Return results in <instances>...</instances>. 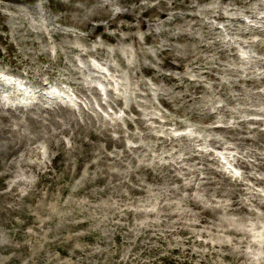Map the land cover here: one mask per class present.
<instances>
[{
  "label": "rangeland",
  "instance_id": "rangeland-1",
  "mask_svg": "<svg viewBox=\"0 0 264 264\" xmlns=\"http://www.w3.org/2000/svg\"><path fill=\"white\" fill-rule=\"evenodd\" d=\"M139 1L143 6L163 1L165 4L161 10L165 16L172 18L176 15L179 19L171 25L153 26L151 30L136 28L134 33L139 44L135 45L131 41L105 40L100 32L113 29L105 25V19L92 18L99 16L110 3L112 17L116 11H124L118 16L119 22L135 23L132 14L143 10L138 9L135 2L123 6L114 0H0V81L3 83L0 84V264H264V218L255 220L254 216H248L249 223L257 222L259 225L252 229L255 247L245 245L241 248L238 243H232L227 248L213 247L205 242L186 243L183 234L177 232L180 228H187L192 234L200 230L207 231L209 228H205V224L200 223L195 214L200 209L209 211L208 217L213 225L221 217L234 220L237 216L215 207L219 206L218 200L227 199L222 194L230 190V185L214 173V169H220L221 166L209 162L211 155L206 152L219 156L222 161L226 160V155H237L250 163L259 161L253 155L257 152L264 156V124L248 122L247 125H257L262 130L260 133L247 132L249 135L255 133L254 139L247 141L250 144L235 148L233 142L224 139L223 131H209L207 127L213 122L219 125L231 124L235 114L264 119V99L248 93L264 89V83L251 88V85L238 80L259 76V73L264 72V66L248 59L245 62L237 61L228 50L220 53V43L201 48L202 42L196 41L200 36L202 38L199 31L201 28L195 19L202 18L204 22L221 27L220 22L203 12L214 0H188L192 7L185 11L179 6L173 8L172 2L182 3L186 0ZM231 1L215 0L214 5L226 14L239 13L249 21L246 13L238 8L232 9L237 5ZM247 4L253 9L257 7L255 1ZM186 12L194 16L183 18L182 14ZM143 19L147 20V16H143ZM86 21L91 22L89 30L82 27ZM237 22L234 25L230 22L232 29L223 31L225 40L221 41L222 49H228L231 43L236 45L240 54L246 55L249 52L255 57L264 58V53L259 54L253 47H241L238 42L248 38L239 32L248 26ZM88 31L91 36L87 35ZM150 31H153L151 39L145 40L144 33ZM120 34L123 37L127 35ZM250 37H262L260 44L264 46V35L252 34ZM75 46L82 54L72 50ZM114 47L121 51L125 66L118 59ZM162 49L167 50L174 63H185L174 56L187 53L200 55L201 63L211 67L214 76H204L188 69L185 75L194 82L190 84L181 81V88L163 80H151L146 71L139 69L141 65L153 68L156 73L173 72L180 76L179 69L162 66L165 56ZM86 50L98 51L96 54L83 55ZM107 64L113 66L116 76L111 75ZM135 72L147 82L151 93V98H136L145 103L144 106H138L141 109L139 116L151 127L155 125L152 129L145 128L146 125L141 129L136 122L131 128L128 127L122 120L123 115L131 118L136 114L132 111L124 112L120 106L115 105L114 98L117 95H122L124 106L134 100L130 87L135 86ZM9 80L28 85L27 99L20 101L16 98L17 93L9 85L12 83ZM70 82L75 85L71 87ZM197 85H200L199 90L193 93L192 98L181 95L194 91ZM235 85L239 88L236 89ZM91 86L96 88L91 90ZM108 89L114 93L110 94ZM63 90L69 92L72 100L52 96L53 92L62 93ZM162 95L172 102V109L161 102L159 97ZM238 98H244L246 103ZM107 101L115 109L105 105ZM244 104L251 109L259 108L262 112L241 111ZM217 105H223V111H217ZM49 109L54 113L50 114ZM207 110L214 112L213 119L201 118ZM162 112L179 120L177 125H182L172 123L161 127L159 122L165 119L161 116ZM148 114L158 121L152 122ZM117 120L127 146L136 143L129 138L133 131L139 135L137 141H142L148 147V151H130L136 161L131 163L129 157L123 160V166L111 165L110 161L103 158L104 126L113 125ZM91 131L98 138H91ZM164 131L166 134L162 135ZM142 132L148 133L146 137L140 136ZM108 133L113 137L118 136L113 128ZM171 135L175 137L174 143H169L168 147L161 144L160 140L163 139L170 142ZM182 135L185 136L182 138ZM212 138L218 139L222 147L212 145ZM48 139L59 144L58 149L62 153V159H57L59 167L52 169L68 187V191L59 195V199L55 198L53 192L45 193L46 182L36 184L38 176L33 168L34 164L41 166L40 159L49 162L55 154V150L49 148ZM182 144L184 146L180 150ZM33 146L38 148L41 158L28 153L29 147ZM201 148L204 149L203 154L196 159H188V156L199 152ZM120 150L114 146L107 152L112 155L113 151ZM175 150H178L176 155L165 157ZM182 157L187 159L181 161ZM198 160L199 163H196ZM90 163H93L92 167H89ZM233 164L227 162L235 175H246L241 165ZM76 165L80 166L79 172L74 170ZM102 168H114L118 172L116 176L109 175L106 181L112 185L111 194L98 193L107 187L105 182L96 181L104 176ZM146 170L153 174L151 180L141 176ZM185 171L189 173L188 179L184 176ZM250 171L264 177L262 169L254 166ZM131 173L139 177V183L134 182ZM174 174L181 176L183 182L194 185L190 192L197 193L205 206L212 209L190 210L188 192L183 187H177L178 183L172 179ZM199 176H207L213 182L210 186L214 195L210 194L209 199L202 191L198 192V183L194 179ZM128 178V183L133 186L141 185L145 189L144 194L135 193L134 197L125 199L120 194L114 196L113 192L128 193L127 186L123 184V179ZM241 182L242 187L251 186L253 191L258 190L264 196L263 185L256 184L247 176ZM80 186H85L89 194H95L96 201L87 200L84 191L77 192ZM10 188H14L11 193L8 191ZM241 194L239 197L248 202L249 207L264 215V208L252 201L257 198L254 192ZM146 201L151 202L147 204ZM124 206L131 208L132 213L128 219L121 220L115 217L114 211ZM119 213L125 214L124 211ZM79 220H86V223L73 226ZM120 222L125 225L120 226ZM196 237L204 241L215 240L213 235L210 237L206 232L204 236ZM222 253L230 254L237 261L224 259Z\"/></svg>",
  "mask_w": 264,
  "mask_h": 264
},
{
  "label": "bare ground",
  "instance_id": "bare-ground-1",
  "mask_svg": "<svg viewBox=\"0 0 264 264\" xmlns=\"http://www.w3.org/2000/svg\"><path fill=\"white\" fill-rule=\"evenodd\" d=\"M118 5H123V6H128L126 3H133L135 2V4L137 5V8H143V10H141L140 12L138 11V13L136 14H132L134 20L136 21L134 22H119L118 20V16L122 13H125L124 11H116V13L114 14V17L111 16V10L109 8V4L106 5V10L103 12H100L98 15L99 16H93L92 18L94 19H105V25L108 28L113 29L112 31H101L100 32V36L102 38H104L107 41L110 42H114L116 40H122V41H131L132 43H134L135 45L139 44V39L136 35V33H134V30L136 28L138 29H152L153 26H159L162 24H173L174 20L177 21L179 18L176 15H173L172 18H170L169 16H165L163 10H161V6L163 4H165V2L163 1H158L157 3L154 4H149L146 6H143L140 4L139 0H114ZM213 1V0H211ZM221 1V0H220ZM257 4L256 9H253L251 6H249V4H247L248 2H250V4L252 2H254ZM263 0H232L231 2L237 7H233V10H237L240 9V11H243L244 13H246L248 15V17L250 18L249 21H246L244 19V17H242V15H240L239 13H236L234 15L232 14H226L225 12H223L221 9H216L214 2L210 5L204 8L203 12H205L207 15H209V17L214 18L217 20V22L221 23V27L217 26L213 23H209V22H204L203 19L201 18H197L195 19L196 24L198 23V25L200 26L201 29H199V31L202 33V38L200 36L199 39H196V41L198 40L200 43L201 48H208L211 45L215 46V44L220 43V53H224L225 50H228L232 56L233 59L240 61V62H245V61H255V63H257L259 66H264V58L263 57H255L254 55L250 54L249 52L246 53V51H244V53H246V55L240 54L238 52V49L236 48V45L234 46L233 44L230 43V46L228 47V49L223 48L222 49V44L221 41L223 42V40H225L224 38V34L223 31L227 30V29H232L231 27V23L234 25L235 21H239V24L241 25H246L248 27H244V29L242 31H240L239 33L244 36L247 37L248 39L239 41L238 43L241 44V47L243 49H248V47H253L259 54L264 53V46L262 44H260V42L262 41V37L260 39H256V38H251L250 35H260L263 36L264 35V2H262ZM173 4V8H179L182 10H187L189 9L191 4L188 0H186L185 2L179 3L177 1L172 2ZM258 9V10H257ZM136 11V10H135ZM143 16H147V20L143 19ZM185 16L192 18L194 15L193 13H183L182 17L184 18ZM181 17V16H180ZM185 22V20H184ZM238 23V22H237ZM259 23V24H258ZM193 24V25H196ZM91 22L90 21H86L82 27L85 29H90L91 27ZM120 33H126V36H121ZM87 35L91 36V34L87 33ZM153 35V31L150 32H146L144 33V39L145 40H149L151 39ZM87 38H85V41L87 42ZM201 40V41H200ZM208 40H210L211 42H209ZM225 42V41H224ZM226 43V42H225ZM98 49H100L98 47ZM72 50L74 51H79L80 54H82V51L78 48V47H73ZM98 50L96 51H92V50H86L85 53H83V55H92V54H96ZM114 51L116 52L118 59H120V62L122 65H126V63H124L122 57H121V51L114 47ZM189 51H192L189 49ZM161 52L165 53L163 62H162V66H168L170 69L171 68H175V69H179L180 71V76L178 77L176 74H174L173 72L170 73H164V72H155V70L151 67H146V66H140L139 69H141L142 72L146 71L149 75L151 80L153 81H159V80H163L165 82L168 83H172V85L176 88H181L182 86V82H189L190 84H192L194 81L189 78L188 76L185 75L186 71H188V69L191 71H195L196 73H199L201 75H207V76H214V74L212 73V68L211 67H206L205 65L207 64H203L201 63V56L200 55H191L190 53H187L185 55H180V56H174L175 59L177 60H182L185 61V63L183 62H177L174 63L171 60V55L167 52L166 49H162ZM100 54V53H99ZM183 58H188V59H183ZM248 59V60H247ZM104 64V63H103ZM105 65V64H104ZM107 68L110 70L111 75H115L116 74L113 72L114 68L113 66H110V64H107ZM12 77V76H11ZM118 77V76H117ZM119 78V77H118ZM135 78V79H134ZM180 78V79H179ZM239 81L244 82L247 85H251L249 87L251 88H256L257 86L260 85V83H264V72L259 73V76H251V77H246V78H239ZM22 81V80H20ZM110 81V80H109ZM182 81V82H181ZM8 82H12L9 83V85L14 89V93H17V95H20L22 93H24L25 91H22L23 87H25L26 83H17L16 81H11L9 80ZM133 82L135 83V86L130 87V92L131 94L134 96V100H132L129 104H127L126 106H124L123 100H122V95H117L115 96L114 100H115V105L120 106L124 112H128V111H132L136 114L135 117H128L126 115H123L122 120L125 121L126 125L128 127H132L133 123L136 122L139 127H144L146 125L145 128H154L155 125L153 127H151V125L146 124L144 122V120L139 116L141 113V109L138 107L139 105L144 106L145 103L142 100L137 99L136 97H145V98H151V93L149 92L148 86H147V82L144 79H140L139 76H137V72H135L134 77H133ZM14 83V84H13ZM0 84H3L0 81ZM23 85V87H22ZM69 85L71 87H73L75 85L74 82H70ZM122 83H119V87L121 89ZM198 87L194 88L195 90L192 91L190 90L189 92L186 93H182L181 95L185 94L184 97H188V98H192V96L194 95L193 93H197L198 92V88L200 87V85H197ZM236 89H238L239 87H237V85L234 86ZM26 88V87H25ZM95 89V86H91V90ZM82 90V89H80ZM96 91V90H94ZM62 92H67L66 90H63ZM108 92L110 94H113L114 92L111 89H108ZM69 93V92H68ZM251 95H255L257 97H260L261 99H264V89H256L254 91H250L248 92ZM77 95V94H76ZM77 97H79L77 95ZM177 97V96H176ZM161 102L167 107L172 109L173 105L172 102L167 99V97H164L163 95L159 97ZM230 100H232L233 98H229ZM241 102L246 103L244 100V98H238ZM242 103V104H243ZM105 105H109L112 108L115 109V106H113V104H111V102L107 101L105 103ZM11 108V107H10ZM217 111H223V105H217L216 106ZM246 111L247 113H258V112H262V110L258 109H251L249 108L246 104H244L243 108L241 109V111ZM206 113H204V116H202L201 118H205V119H213L212 117H215L214 112H212L211 110H207L205 111ZM49 113L53 114L54 111H52L51 109H49ZM149 115V114H148ZM224 115L228 116L227 113L224 112ZM161 116H164L165 119L163 122H159L163 127V125H169L174 123L176 126H181V125H177L180 123L179 120H175L174 118L168 117L170 116L168 113L162 112ZM28 118H30L28 116ZM149 118L151 119L152 122L158 121L156 117H154L153 115H149ZM235 120L232 121L231 124H223V125H219V124H214L211 123L210 126L207 127V130L209 131H213V132H220L223 131L224 132V139L226 140H230L231 142H233L234 146L233 148L236 147H242L243 145L250 144L247 141L253 140L254 139V135H249L247 134V132H252V131H256V133H260V131L262 130L259 126L257 125H261L264 124V119H260V118H253V117H240L237 114H235V116L233 117ZM248 122H252V123H256L257 125L254 126H250L247 125ZM236 123H238L239 125H237ZM246 125V126H244ZM246 128V130H244V128ZM249 127H253L252 129ZM115 129L118 133L117 137H113L108 133L109 129ZM104 132H105V136L102 138L105 142V150L103 151V158L105 160L110 161L111 165H120L123 166V160L127 159L130 157V161L135 162V158L133 156H131V152L130 151H138V150H144V151H148V147L143 144L142 141H137L139 135L136 134L137 132H131L129 138L133 139V141H135V144H130V145H126L125 141H124V135L122 133V128L119 124V121L117 120V122H113V125L110 126H104ZM148 134V133H147ZM144 132H142V134L140 136H145L147 135ZM166 131H164V133L162 135H165ZM185 135H182L181 137L183 138ZM90 137L95 139L98 138V136L94 133V131L90 132ZM146 137V136H145ZM153 137V134H152ZM164 137V136H163ZM170 142H166L165 139L160 140L164 146L168 147V145H170L169 143H174L175 137L173 135L170 136ZM181 139V138H178ZM198 140H202V138H198ZM49 148L50 150H55V154L53 156L50 157L49 162L47 161H42L40 159V164L41 166H37V164L33 165L34 170L37 173L38 176V180L36 182V184L38 185L39 183H45V193H51L53 192L56 199H59L60 196L64 194L65 192L68 191V187H66L63 183H62V178L61 176L59 177L56 171H52L53 168L59 167L60 162L59 160L62 159V153L60 152V150L58 149V147L60 148L59 144L56 145L54 144V142H51L49 139ZM201 143H203L204 141H200ZM206 142V139H205ZM200 143V144H201ZM210 143L216 144L217 146L219 145V147H222V143L216 139V138H212L210 140ZM259 144V143H258ZM114 146L121 148L120 151H113L112 155L109 154L107 152V150H110L111 148H113ZM183 144L180 145V150L183 148ZM258 147H260V145H257ZM57 147V148H56ZM204 149H200L199 152L195 153V154H191L190 156H188V159H196L198 158V155L203 154ZM121 152V153H120ZM28 153H33L34 155H37L38 157L41 158V153L38 150V148L36 146L33 147H29L28 149ZM149 153V152H148ZM178 153V150H175L172 152H170L169 154H167L165 157L167 156H173L176 155ZM209 155H211V159H209V162L211 163H218L220 164L221 168L220 169H214V173L217 176H220L223 178V180L227 182L228 185H230V190L222 195L227 196V199H221L218 200L219 206L215 205V207L219 210V209H223L225 211V213L228 214H237V216L235 218H233L234 220H228L224 217H221L219 219V222L216 224H212V220L210 219V217H208V210L206 209H200V208H209V206H205L204 201L199 197V195L197 193H192L190 192L193 188L194 185L192 184H188L187 182H183L181 176L174 174L172 176V179H175V181L178 183V188L179 187H183L185 189V191L187 190L188 192V197L190 198L188 200V204H190L189 209H195V208H199L200 210L196 211L195 214L198 217V220L200 223H204L205 228H209L207 229V231L205 230H200L197 231L196 233L192 234L189 233L187 228H180L179 230H177V232L183 234V241L186 243H191V242H205L209 245H212L213 247H224L227 248L229 246L232 245V243H238L240 245V247L242 248V246L245 245H249L251 247H255V240L252 239L253 236V232L252 229L258 228V224L257 222H253V223H249L248 222V216H254V219H258V218H264L263 214H260L258 212L255 211L254 208L249 207L248 206V202H246L242 197H239L240 193H245V194H251L252 192H254V195L257 197L255 198L254 201L258 206L263 207L264 208V196L258 191L252 190V187L247 185V188L242 187L243 183L241 182L242 178H246V176L248 177V179H250L251 181H254L256 184H261L264 186V177L263 176H259L254 172H251L250 169L253 168L255 166L256 169H262L264 170V156L263 155H259L257 152L256 154H254L253 156L255 158H258L259 161L256 162H249L243 158H241L240 156L237 155H233V157L231 158L229 155H226L225 158V162H222L219 160V156L217 155H213L211 152H206ZM264 154V153H263ZM57 159L58 162H57ZM187 159L186 157H182L181 161ZM228 163H234V164H239L241 165L242 168H244L246 175H242L240 173L241 177H238V175H235L234 171H232L229 166L227 165ZM199 163V160L196 162ZM233 164V165H234ZM143 165V163H142ZM93 163H90L89 167H92ZM144 166V165H143ZM79 165H76L74 167V170L77 169L79 172ZM145 167V166H144ZM146 169H148V167H145ZM181 169H184L183 167H181ZM135 171H137L138 174H140V172L136 169ZM67 173V172H66ZM102 173H104L103 177H99L96 179L97 182H105L107 187H105V189L103 190H99L98 193L99 194H103V193H110L111 194V188L112 185L109 184V182H106L108 180V176L109 175H113L116 176L118 174V172L116 170H114V168H109L107 170L102 168ZM169 175H171L170 173H168ZM188 172H184V176H186L185 178H189L188 176ZM235 175V177H234ZM99 176H102V174H100ZM141 176L145 179V180H151V177L153 176V174L151 173V171H144L143 174H141ZM2 177V175L0 176V178ZM130 177L133 178L134 182L138 181L139 183V177L136 174L131 173ZM234 177V178H233ZM240 179V180H239ZM129 178L128 180L123 179V184H125L127 186L128 189V193H112L114 194V196L119 195L121 196V198L125 199V198H131L134 197V194H140L143 195L145 189L141 186V185H137V186H133V184L128 183L129 182ZM195 181H197L198 183V192L202 191V193H204L205 196H208L207 198L209 199V195L213 194L214 192H212V187L210 185L213 184V182L209 179V177L207 176H199V177H195L194 179ZM193 182V181H192ZM195 183V182H194ZM155 188H159V186H156ZM14 190V188H10L8 189L9 193H11ZM77 192L79 191H84V195L86 196V199L89 201H96V195L95 194H89V191H85V186H80L77 188L76 190ZM241 194V195H242ZM214 195V194H213ZM182 196V195H181ZM147 204H149L151 201H146ZM217 203V204H218ZM128 206H124L119 208L118 210L114 211L115 212V217H118V219H128L130 214L132 213V209L127 208ZM209 209H212L211 207ZM120 211H124L125 214L123 213H119ZM174 216V215H173ZM130 222V221H128ZM86 220H79L76 223L73 224V226L76 225H82L85 224ZM125 223H121L120 222V226H124ZM194 226L195 223H194ZM201 232H204L201 233ZM205 232L208 233V235L211 237V235H213V238L215 239L214 241H204V240H199L196 236L197 235H205ZM240 234L242 236H238L235 237L234 235ZM117 235V234H116ZM264 235V233H263ZM188 248V247H187ZM76 249V248H75ZM222 257L224 259H233V262H236L237 258H233L230 254L228 253H222L221 254ZM236 264V263H235Z\"/></svg>",
  "mask_w": 264,
  "mask_h": 264
}]
</instances>
